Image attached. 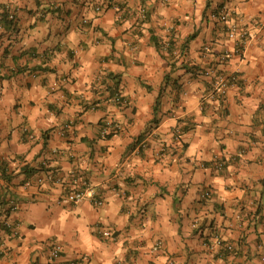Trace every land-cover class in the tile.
Segmentation results:
<instances>
[{"label": "crops", "instance_id": "1", "mask_svg": "<svg viewBox=\"0 0 264 264\" xmlns=\"http://www.w3.org/2000/svg\"><path fill=\"white\" fill-rule=\"evenodd\" d=\"M101 1L0 0V186L19 205L0 264H51L50 242L60 264H264V0ZM218 7L250 35L224 64ZM208 68L237 75L222 103L203 102ZM78 185L103 205L59 202Z\"/></svg>", "mask_w": 264, "mask_h": 264}, {"label": "built area", "instance_id": "2", "mask_svg": "<svg viewBox=\"0 0 264 264\" xmlns=\"http://www.w3.org/2000/svg\"><path fill=\"white\" fill-rule=\"evenodd\" d=\"M105 2L106 4L102 5L100 3V5H97L94 8L96 14L98 15L102 14L104 11L111 8L113 0H105ZM114 7L116 6H112V8ZM228 16H229L228 11L224 7H218L216 10L210 11L208 13V19L210 21L224 25L225 37L227 41H229L233 45V49L231 51L225 49L222 52V54L219 56L218 62L220 64H224L226 61L231 59V57L237 56L238 58H240L242 56L243 49L246 46L250 36L247 25L242 23V21H238V20L231 21L228 19L229 18ZM8 19L14 21V16L9 15ZM83 22L86 23L87 21H85L84 19ZM210 51H211V47L205 45L204 52L208 53ZM204 76L210 78V82L208 89L203 97V102L210 101V102L222 103L226 97L229 87L235 84V82L237 81L236 74L226 75L223 72L218 71L216 68H208L204 73ZM0 90H1V82H0ZM112 100L116 105L119 106H124L126 104V101L124 100L120 92H117L113 96ZM120 130L121 128L119 125L106 122L101 129V137L106 138L108 135L116 134ZM179 134H180L179 130L176 129L174 132V138L176 141H179L180 138ZM151 135L152 133L149 134V136ZM145 148H146V143L144 141H141L137 143L134 150L136 154H139ZM224 166H225V162L222 161L220 158L215 157V159L212 161L211 168L216 172H221L222 170H224ZM53 181L56 185H59L61 187L63 186L62 179L55 178ZM36 184L41 186L43 184V180L37 179ZM73 184L77 185V183H73ZM27 185L28 184H26L25 186ZM84 187L86 186L84 185ZM204 196L208 197V194L206 193ZM87 198L90 199L91 203L96 208H99L103 205L102 197L90 191L88 187L86 189L80 187L79 189H73L72 191L65 190L64 194L61 196V199H59V202L67 203L70 205H78ZM1 200L2 199H0V232L3 233V235L8 238H17L19 236V227L15 222L11 220V217L19 209L18 202L7 199L6 201L7 204L3 205ZM98 233L103 239L106 240H112L114 238L113 232L104 228L98 229ZM47 248H48L47 255L50 263L60 264L59 262L62 254L61 245L57 242H50ZM226 248L227 250H229L231 247L227 246ZM4 251H5V246L4 244H2L0 245V253ZM69 264H74V263H69Z\"/></svg>", "mask_w": 264, "mask_h": 264}, {"label": "trees", "instance_id": "3", "mask_svg": "<svg viewBox=\"0 0 264 264\" xmlns=\"http://www.w3.org/2000/svg\"><path fill=\"white\" fill-rule=\"evenodd\" d=\"M101 3H102V5L106 4L105 0L101 1ZM0 24H4L5 28L8 30L12 31L15 29V23L13 20L8 19L7 13H3L0 16ZM117 92H118V90L115 89L112 94L115 95ZM113 95H112V97H113ZM156 104H157V102H156ZM178 130L181 134L182 133L181 130L180 129H178ZM110 136L111 135H108L106 138H108ZM0 178L6 183H8L11 180V175L9 173H7V168H6L5 164H0ZM0 199H2L1 202L3 203V205L7 204V202H6L7 199L14 200V201L18 202V200L14 196L8 194L7 189L3 190L2 186H0Z\"/></svg>", "mask_w": 264, "mask_h": 264}]
</instances>
